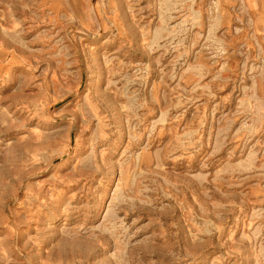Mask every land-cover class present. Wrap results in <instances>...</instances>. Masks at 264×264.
Returning <instances> with one entry per match:
<instances>
[{
	"label": "rangeland",
	"instance_id": "rangeland-1",
	"mask_svg": "<svg viewBox=\"0 0 264 264\" xmlns=\"http://www.w3.org/2000/svg\"><path fill=\"white\" fill-rule=\"evenodd\" d=\"M254 12L0 0V264H264Z\"/></svg>",
	"mask_w": 264,
	"mask_h": 264
},
{
	"label": "crops",
	"instance_id": "crops-1",
	"mask_svg": "<svg viewBox=\"0 0 264 264\" xmlns=\"http://www.w3.org/2000/svg\"><path fill=\"white\" fill-rule=\"evenodd\" d=\"M219 1H221V0H219ZM249 4H252V6L254 7V5H255V7L256 6H258V4H264V1H262V0H246ZM253 19H254V22L256 23V26H257V29L259 30V31H261L260 30V25H264V16H261V14H259L258 12H254V17H253ZM264 32V31H263Z\"/></svg>",
	"mask_w": 264,
	"mask_h": 264
}]
</instances>
